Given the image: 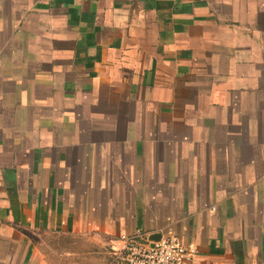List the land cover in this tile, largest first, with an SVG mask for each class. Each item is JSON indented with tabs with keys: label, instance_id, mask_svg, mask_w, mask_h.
I'll use <instances>...</instances> for the list:
<instances>
[{
	"label": "crops",
	"instance_id": "1",
	"mask_svg": "<svg viewBox=\"0 0 264 264\" xmlns=\"http://www.w3.org/2000/svg\"><path fill=\"white\" fill-rule=\"evenodd\" d=\"M137 231L264 264V0H0V264Z\"/></svg>",
	"mask_w": 264,
	"mask_h": 264
},
{
	"label": "built area",
	"instance_id": "2",
	"mask_svg": "<svg viewBox=\"0 0 264 264\" xmlns=\"http://www.w3.org/2000/svg\"><path fill=\"white\" fill-rule=\"evenodd\" d=\"M150 237L143 231L120 236L109 249V264H193L197 252L191 246L177 238Z\"/></svg>",
	"mask_w": 264,
	"mask_h": 264
},
{
	"label": "water",
	"instance_id": "3",
	"mask_svg": "<svg viewBox=\"0 0 264 264\" xmlns=\"http://www.w3.org/2000/svg\"><path fill=\"white\" fill-rule=\"evenodd\" d=\"M159 238H160L159 235H157V236H151L150 237V240L157 241V240H159Z\"/></svg>",
	"mask_w": 264,
	"mask_h": 264
}]
</instances>
